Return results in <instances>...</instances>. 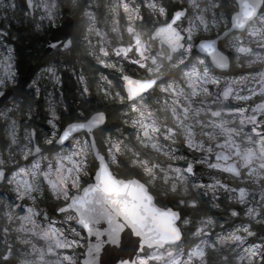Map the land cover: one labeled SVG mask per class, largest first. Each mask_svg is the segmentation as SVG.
<instances>
[{"label":"snow or ice","instance_id":"6c2138e0","mask_svg":"<svg viewBox=\"0 0 264 264\" xmlns=\"http://www.w3.org/2000/svg\"><path fill=\"white\" fill-rule=\"evenodd\" d=\"M27 6L38 30L48 22L50 50L113 71L77 75L67 119L48 94L43 133L23 119L38 80L0 110V264H264V229L252 228L264 225V0ZM12 62L9 47L0 88L15 86ZM57 71L46 68L54 84ZM111 106L121 115L109 125ZM222 194L247 222L225 227L205 210Z\"/></svg>","mask_w":264,"mask_h":264},{"label":"flooded vegetation","instance_id":"af4514ba","mask_svg":"<svg viewBox=\"0 0 264 264\" xmlns=\"http://www.w3.org/2000/svg\"><path fill=\"white\" fill-rule=\"evenodd\" d=\"M15 7L11 8L8 7L7 3L8 0H0V14H2V18L0 19V52L3 53V51L6 48L5 53L7 52V49L10 47L13 50V57L15 59L14 66L16 68L17 74H15L16 83L15 86L9 85V87H13V89L18 86L20 87V94H18V98L24 94H26L29 91V85L32 84L33 80H36V76L39 72H41L43 69L47 68L49 66V63H56L58 65V71L57 74L60 77V83L54 84L52 81L50 84L43 85L42 83H39V87L41 89V94L39 97L36 98L35 103L33 104V113L32 115H26L25 118H27V125L30 128H35L38 132H45L48 130L49 125L47 124V118H48V94H52L54 99L59 100L58 104V110L63 115V119H67L69 116H71L78 105L81 103L82 98L79 95L78 92V84H77V75L83 70L86 75V67L85 62L80 57V54L77 53L73 55L70 58H66L65 56L59 55L52 51L50 54L43 56L44 48L48 39V36L46 34L45 30L51 31L48 29V24L46 21L43 22V28L37 29L36 25L37 23H40L39 20V11H35L32 15L29 13L26 0H14ZM173 3L179 4L181 0H172ZM21 13H23V17H21ZM63 20V17L59 18L57 20L56 26H58ZM74 24L79 29L80 27V20L77 18L74 21ZM25 25L27 28L30 29L28 31L29 35H35L37 37H40L42 39L41 41V48L42 51L38 54L36 62H33L31 64H28L25 69L22 71L18 68V55H17V47L19 45V41L17 40V36H11L9 29H11L14 26H22ZM101 26V25H100ZM2 41V42H1ZM2 47V48H1ZM37 50V49H36ZM61 57H64L66 61H74L67 62L66 66L64 65V62L62 60L56 61L52 59H60ZM13 59V60H14ZM91 59V58H90ZM93 62V66L97 67L96 69V77L95 78H89L90 79H96L98 78L99 74L102 72V65H98L95 63L94 60L91 59ZM61 62V63H60ZM60 63V65L58 64ZM73 65L75 67H73ZM63 66V67H62ZM256 65H242L241 67H234V71L237 73H241L244 71H251L254 68H256ZM65 71H68V74L72 77L74 80V94L73 91H69V89L66 88L65 84ZM26 92V93H25ZM73 98V100L71 99ZM13 99V98H12ZM10 100L1 110H4L5 108H11L13 100ZM67 109V111H65ZM0 124L4 125L3 130H0V140L5 139V121L3 119H0ZM227 176V174H225ZM228 183H233V181L228 180ZM161 202H167V198L161 195L159 197ZM206 200H209L205 197ZM221 207L215 208L212 207L211 203L208 204L206 211L209 212V214H213L219 224H223L225 222H234L236 224L243 222H247L248 218L241 215L239 217H231L230 214L226 211V206L231 203L226 200V198L221 195ZM236 207H241L239 205H235ZM264 227V225H258L253 223L252 228L256 233L261 234V228ZM216 231L219 230V227L215 229Z\"/></svg>","mask_w":264,"mask_h":264},{"label":"trees","instance_id":"16d2710c","mask_svg":"<svg viewBox=\"0 0 264 264\" xmlns=\"http://www.w3.org/2000/svg\"><path fill=\"white\" fill-rule=\"evenodd\" d=\"M20 16L23 17V13H21ZM28 31H30V29L27 28V26H25V25L14 26L11 29H9L10 35L12 37L17 36V40L19 41V45L17 47V50H18L17 55H18V68L20 71L25 69L28 64L36 62L38 54L42 51V48H41L42 39H40V37H37L35 35H29ZM79 54H80V57L85 62V67H86V71H87L88 76L90 78H95L96 77V75H95L96 69H98V68L93 66V64H92L93 62L91 61V59L86 58L83 52H79ZM52 60H56V61L62 60L64 62L63 66H66L67 62L75 63L74 61H66V59L64 57H61L60 59H52ZM102 72L104 74H108L109 71L107 69H102ZM65 73L66 74H65L64 78H65L66 88L69 89V91H71V93L73 91V94H74V86H75L74 80L68 74V71H65ZM20 90L21 89L18 86H16L14 88L13 98L18 99V94H20ZM71 99L73 100V98H71ZM96 99H98V98H96ZM93 103H95V100H93ZM32 113H33V107H32ZM32 113L30 115H32ZM108 113H109V120H108L109 125L115 124L119 121L121 114L119 113V111L117 110V108L115 106L109 107ZM16 116H20V113L17 112ZM25 116L23 117V119L25 121V125H27V118H25ZM3 128H4V125L0 124V130L1 131L3 130ZM262 229H264V227H262L261 230Z\"/></svg>","mask_w":264,"mask_h":264},{"label":"rangeland","instance_id":"374dc122","mask_svg":"<svg viewBox=\"0 0 264 264\" xmlns=\"http://www.w3.org/2000/svg\"><path fill=\"white\" fill-rule=\"evenodd\" d=\"M8 2L9 3H7V5H8V7L10 6V5H14V7H15V2H14V0H8ZM14 7H11V8H14ZM38 17H39V20H40V13H39V15H38ZM2 18V14H0V19ZM45 23V22H44ZM46 23L48 24V22L46 21ZM101 27H103V25H101ZM0 33H1V28H0ZM2 42V41H1ZM2 48V47H1ZM5 51H6V48H5V50L3 51V53H1L0 52V55H4V56H6L7 55V52L5 53ZM13 59H14V57H13ZM14 61H15V59L13 60V67H14V71H15V74H17V72H16V68H15V66H14ZM61 63V62H60ZM60 63H58L59 65H60ZM103 67V66H102ZM104 68V67H103ZM104 69H107V68H104ZM109 72H108V74L110 73V72H112L113 70L112 69H107ZM3 71V68H2V66H0V72H2ZM57 74V73H56ZM58 75V74H57ZM109 78L111 79L112 77L111 76H109ZM36 80H38L39 81V83H42L43 85H46V84H50L52 81L49 79V74L46 72V68L45 69H43L41 72H39L38 74H37V76H36ZM13 100V99H12ZM16 118L19 120L20 119V116H16ZM24 123H25V121H24ZM18 135H20V136H23V128H21V129H19L18 130ZM251 195V194H250ZM206 198H208V199H210L211 200V195H209L208 197H206ZM229 224H233V225H235L236 223H234V222H225V223H223L222 225H224L225 227H227ZM220 230V229H219ZM218 230V231H219ZM260 236V234H258L257 233V238ZM250 240H252V239H254V238H249Z\"/></svg>","mask_w":264,"mask_h":264},{"label":"water","instance_id":"95a60500","mask_svg":"<svg viewBox=\"0 0 264 264\" xmlns=\"http://www.w3.org/2000/svg\"><path fill=\"white\" fill-rule=\"evenodd\" d=\"M27 3H28V0H26V5H27ZM27 8H28V6H27ZM28 10H29V12H30L31 14L34 13V10H33V9H29V8H28ZM61 23H63V20H62ZM61 23H60L58 26H56V27L59 28L60 25H61ZM51 52H52V50H50V49L48 48V46H47V42H46V45H45V48H44V52H43V54H44L43 56L48 55V54H50ZM13 95H14V89H13V88H3V89H0V109L3 108V106H4L8 101H10V99L12 98ZM101 255H102V257H103V253H102ZM103 258L107 259L108 257H103Z\"/></svg>","mask_w":264,"mask_h":264}]
</instances>
